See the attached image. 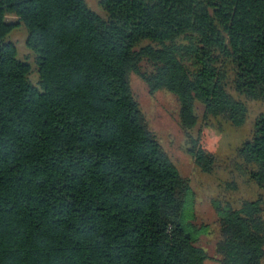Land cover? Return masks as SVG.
<instances>
[{
	"label": "trees",
	"instance_id": "obj_1",
	"mask_svg": "<svg viewBox=\"0 0 264 264\" xmlns=\"http://www.w3.org/2000/svg\"><path fill=\"white\" fill-rule=\"evenodd\" d=\"M97 4L0 0V264H204L201 228L182 214L189 187L145 126L129 74L241 126L244 101L264 105V0ZM17 26L38 87L7 41ZM190 154L210 172L209 155ZM237 155L258 198L215 208L221 261L261 264L264 112Z\"/></svg>",
	"mask_w": 264,
	"mask_h": 264
},
{
	"label": "rangeland",
	"instance_id": "obj_2",
	"mask_svg": "<svg viewBox=\"0 0 264 264\" xmlns=\"http://www.w3.org/2000/svg\"><path fill=\"white\" fill-rule=\"evenodd\" d=\"M86 2L91 10L100 13L98 0ZM8 20L14 22L15 18L9 16ZM26 37L25 30L17 26L7 41L15 45L17 58L30 67L28 82L38 87L37 56L26 47ZM129 85L145 126L175 166L182 185L189 187L182 214L186 221L201 228L196 245L205 251L204 264H222L219 251L222 237L216 209L226 204L235 208L242 201L258 198V190L249 178L252 169L238 157L237 149L250 137L253 120L264 112L263 103L244 101L246 119L235 127L222 117L204 115L202 104L196 100L183 104L168 91L150 94L146 84L134 73L129 74ZM191 150H203L211 157L210 172H203L196 165Z\"/></svg>",
	"mask_w": 264,
	"mask_h": 264
}]
</instances>
